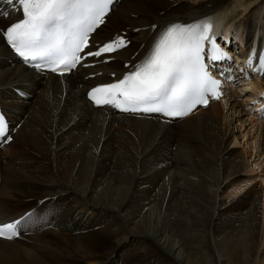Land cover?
Wrapping results in <instances>:
<instances>
[{"label": "bare ground", "instance_id": "6f19581e", "mask_svg": "<svg viewBox=\"0 0 264 264\" xmlns=\"http://www.w3.org/2000/svg\"><path fill=\"white\" fill-rule=\"evenodd\" d=\"M210 14L231 24V57L264 46V0H117L94 41L126 32L130 46L63 77L24 66L0 39V103L15 128L0 145V222L35 213L0 239V264H264V123L247 88L174 121L86 95L143 59L165 25ZM19 17L0 15V30Z\"/></svg>", "mask_w": 264, "mask_h": 264}, {"label": "snow or ice", "instance_id": "6c2138e0", "mask_svg": "<svg viewBox=\"0 0 264 264\" xmlns=\"http://www.w3.org/2000/svg\"><path fill=\"white\" fill-rule=\"evenodd\" d=\"M114 2L4 0L22 18L0 30V39L6 41L25 64L63 77L78 65L88 67L83 63L88 57H101L127 46L124 36L117 35L102 45H95V51L85 52L90 36L105 22ZM9 14L4 12L3 16ZM212 28L208 17L165 25L140 62L113 82L92 87L87 92L89 100L96 106H111L123 112L158 113L170 119L188 116L197 106H207L210 98L219 100L223 95L222 81L211 74L206 59L214 64L230 61L232 57L216 43ZM256 56L253 49L245 61L246 66L264 75V52L258 54V64L254 66ZM228 79L235 82L231 70H228ZM261 96L264 97V93ZM259 111L264 115V107ZM14 130L0 113V145L12 141ZM34 215L29 211L19 218L0 222V238L18 237L21 230H27L29 224L34 223Z\"/></svg>", "mask_w": 264, "mask_h": 264}, {"label": "rangeland", "instance_id": "374dc122", "mask_svg": "<svg viewBox=\"0 0 264 264\" xmlns=\"http://www.w3.org/2000/svg\"><path fill=\"white\" fill-rule=\"evenodd\" d=\"M163 10V9H162ZM135 32V31H134ZM243 88H245V87H241V89H243ZM41 102H42V99H41ZM239 125V124H238ZM42 125H40V127H41ZM120 126V125H119ZM246 127H247V129H245V131H247L248 129H251L252 128V126L250 127V125H247L246 124ZM115 135H117V132H115ZM252 135H254V130L252 131V133L250 134V136H252ZM249 136H248V138H247V140H249ZM241 140H242V138H241ZM240 140V141H241ZM239 146H236V147H234V148H238ZM88 150H89V148H88ZM37 153H35V155H36ZM77 162H80V160H77ZM177 162V161H176ZM264 164V163H263ZM257 170H258V167H257ZM26 235H28V233H25Z\"/></svg>", "mask_w": 264, "mask_h": 264}]
</instances>
